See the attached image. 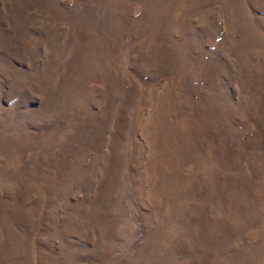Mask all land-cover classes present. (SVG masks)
<instances>
[{"label":"rangeland","instance_id":"obj_1","mask_svg":"<svg viewBox=\"0 0 264 264\" xmlns=\"http://www.w3.org/2000/svg\"><path fill=\"white\" fill-rule=\"evenodd\" d=\"M0 264H264V0H0Z\"/></svg>","mask_w":264,"mask_h":264}]
</instances>
